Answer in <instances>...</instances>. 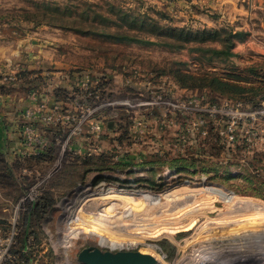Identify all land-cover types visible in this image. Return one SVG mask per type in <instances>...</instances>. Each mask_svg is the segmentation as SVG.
I'll return each instance as SVG.
<instances>
[{"label": "rangeland", "instance_id": "rangeland-1", "mask_svg": "<svg viewBox=\"0 0 264 264\" xmlns=\"http://www.w3.org/2000/svg\"><path fill=\"white\" fill-rule=\"evenodd\" d=\"M0 68V264H264V0H0Z\"/></svg>", "mask_w": 264, "mask_h": 264}, {"label": "built area", "instance_id": "built-area-1", "mask_svg": "<svg viewBox=\"0 0 264 264\" xmlns=\"http://www.w3.org/2000/svg\"><path fill=\"white\" fill-rule=\"evenodd\" d=\"M32 98L35 102L25 107L22 111V122L20 126V132L22 135V142L27 145H35L40 143L38 125H46L51 122L52 109H54L49 103L48 98H40L37 93H33Z\"/></svg>", "mask_w": 264, "mask_h": 264}, {"label": "water", "instance_id": "water-1", "mask_svg": "<svg viewBox=\"0 0 264 264\" xmlns=\"http://www.w3.org/2000/svg\"><path fill=\"white\" fill-rule=\"evenodd\" d=\"M90 264H158V259L142 251L112 252L108 250H94L89 256Z\"/></svg>", "mask_w": 264, "mask_h": 264}, {"label": "trees", "instance_id": "trees-1", "mask_svg": "<svg viewBox=\"0 0 264 264\" xmlns=\"http://www.w3.org/2000/svg\"><path fill=\"white\" fill-rule=\"evenodd\" d=\"M171 30L172 31H176V32H180V33H183L185 31L184 29H181V28H179V29H176L175 28V29H171ZM223 32H227L226 29L225 30L222 29V30L214 31V32L213 31H210V30H202V31H199V33H201V34H208V35H213V36L221 35V33H223ZM236 35H237V37H239V35H241V33L240 32H236L234 35L232 33H228V38L225 39V41L228 42V46H229L227 50L226 49H210V50H213V52L221 53V54H223L224 51L226 50V54L227 55L232 54L231 49L234 46V41L231 38L236 37ZM187 39H188V37H187ZM223 43H224V41H223ZM224 44H226V43H224ZM203 50H205V49H203ZM236 177H243V181L245 183L247 182L246 183L247 185L250 184V183H256V181H255L256 178L253 177V176L238 175ZM254 194H256L258 196H261V197H264V193H262V191H259V190L258 191H255Z\"/></svg>", "mask_w": 264, "mask_h": 264}, {"label": "bare ground", "instance_id": "bare-ground-1", "mask_svg": "<svg viewBox=\"0 0 264 264\" xmlns=\"http://www.w3.org/2000/svg\"><path fill=\"white\" fill-rule=\"evenodd\" d=\"M114 215V214H112ZM254 219L252 217H248L247 219H245L244 221H241L239 222L238 226H242V227H248V226H251V225H254V226H262L260 223L258 222H255L253 221ZM102 223L103 224H108V222L106 220H102ZM96 249H100V250H105V249H102L99 247V245L97 246H91V247H88V248H85L84 250H82V252L79 254V261L82 263V264H90L89 263V256L90 254L96 250ZM108 251H112V252H116V251H113V250H108ZM118 252H122V251H118ZM142 252H146V253H149V254H152L154 255L158 261L160 262V257L157 255V251H142Z\"/></svg>", "mask_w": 264, "mask_h": 264}, {"label": "crops", "instance_id": "crops-1", "mask_svg": "<svg viewBox=\"0 0 264 264\" xmlns=\"http://www.w3.org/2000/svg\"><path fill=\"white\" fill-rule=\"evenodd\" d=\"M1 71L2 70L0 68V72ZM4 95L5 94H3L2 98H0V153L2 152V149H3V146H4L3 139L7 138V135H6L7 123L9 124L10 120L13 119L12 115L10 113L6 112V110L3 108V106H4L3 102L1 104V100H4L3 99ZM13 121H14V119H13ZM15 125H17L16 122L12 126H15ZM11 139L13 141H16L15 137H11Z\"/></svg>", "mask_w": 264, "mask_h": 264}]
</instances>
